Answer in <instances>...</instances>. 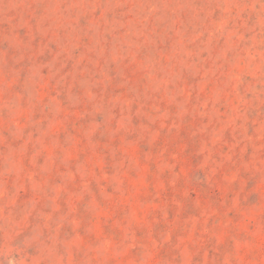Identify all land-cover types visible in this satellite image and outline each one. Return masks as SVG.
Here are the masks:
<instances>
[{"label": "rangeland", "instance_id": "rangeland-1", "mask_svg": "<svg viewBox=\"0 0 264 264\" xmlns=\"http://www.w3.org/2000/svg\"><path fill=\"white\" fill-rule=\"evenodd\" d=\"M0 264H264V0H0Z\"/></svg>", "mask_w": 264, "mask_h": 264}]
</instances>
